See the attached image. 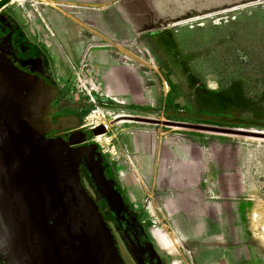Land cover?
<instances>
[{"label": "crops", "instance_id": "crops-1", "mask_svg": "<svg viewBox=\"0 0 264 264\" xmlns=\"http://www.w3.org/2000/svg\"><path fill=\"white\" fill-rule=\"evenodd\" d=\"M49 1L43 18L60 53L84 65L97 91L135 114L159 104L155 71L130 62L132 28L146 25L132 4L145 11L151 0ZM119 129L104 156L169 264H264V184L241 162L243 148L223 134Z\"/></svg>", "mask_w": 264, "mask_h": 264}, {"label": "water", "instance_id": "water-1", "mask_svg": "<svg viewBox=\"0 0 264 264\" xmlns=\"http://www.w3.org/2000/svg\"><path fill=\"white\" fill-rule=\"evenodd\" d=\"M0 40V264H127L106 212L138 264H162L99 146L105 126L51 115L60 89ZM137 122L264 139V134L134 118ZM52 132L60 133L49 138ZM83 170L102 199L87 188Z\"/></svg>", "mask_w": 264, "mask_h": 264}, {"label": "rangeland", "instance_id": "rangeland-1", "mask_svg": "<svg viewBox=\"0 0 264 264\" xmlns=\"http://www.w3.org/2000/svg\"><path fill=\"white\" fill-rule=\"evenodd\" d=\"M9 2L47 58L54 78L62 85L61 91L83 106V127L112 124L106 134L100 135L104 137L88 141L98 144L103 155L111 144L105 138L117 127L121 133L129 125L173 133L201 132L137 122L134 118L264 134V0H151L150 7L144 6L145 11L139 2L133 3L136 20L146 25L138 23L132 28L130 62L147 72L155 71L162 84L157 96L159 104L142 107L145 113L140 114L126 111L136 107L121 105L103 92L96 91L92 99L73 90L77 73L84 65L73 61L67 52L60 53L65 47L43 18L54 3ZM84 78L91 79L87 70ZM222 137L243 148L241 162L247 165L252 179L264 184V139ZM87 184L92 188L88 181Z\"/></svg>", "mask_w": 264, "mask_h": 264}, {"label": "flooded vegetation", "instance_id": "flooded-vegetation-1", "mask_svg": "<svg viewBox=\"0 0 264 264\" xmlns=\"http://www.w3.org/2000/svg\"><path fill=\"white\" fill-rule=\"evenodd\" d=\"M0 40L6 41L9 48L14 50L15 55L18 59H30L31 64L37 67H41L45 76L53 82L58 84L60 89L61 100L55 106L54 110L52 111L51 115L54 117L64 116V117H75L80 121V126L77 128H72L66 131L72 132L80 128H84L81 119V112L83 106L81 104H76L72 102L62 91L60 83L54 78L53 72L51 71V66L45 57L42 50L39 48L37 41L28 33L26 27L21 22L19 16L10 9V2L9 0H0ZM87 130L86 128H84ZM60 133L52 132L49 138L56 136ZM91 138L88 137V141ZM105 158V156H104ZM106 160V158H105ZM107 162V160H106ZM84 179L87 184L92 186V188H88L95 198L101 202L102 199L100 194L97 192L95 186L93 185L91 178L88 176L85 170H83ZM106 216L108 221L110 222L112 228L116 232L117 238L119 240L121 246V252L127 262V264H138L134 257L132 250L128 252L129 248L132 247L129 245L127 239L124 237L121 229L119 228L117 222L114 220V217L110 214V212H106ZM124 237V240L122 239ZM128 249V250H127ZM162 264H169L168 260L163 257Z\"/></svg>", "mask_w": 264, "mask_h": 264}, {"label": "built area", "instance_id": "built-area-1", "mask_svg": "<svg viewBox=\"0 0 264 264\" xmlns=\"http://www.w3.org/2000/svg\"><path fill=\"white\" fill-rule=\"evenodd\" d=\"M85 76V70L84 68H81L76 76L75 79V85L73 86V90L77 93L81 92L89 97H93L92 94L97 91V85L96 82L92 79L84 78ZM93 99V98H92ZM104 123L103 126H105L106 132H108L112 124Z\"/></svg>", "mask_w": 264, "mask_h": 264}, {"label": "bare ground", "instance_id": "bare-ground-1", "mask_svg": "<svg viewBox=\"0 0 264 264\" xmlns=\"http://www.w3.org/2000/svg\"><path fill=\"white\" fill-rule=\"evenodd\" d=\"M127 120H128V119H127ZM117 121H118V120H117ZM120 123H126V121H121ZM107 125H109V123H108ZM102 137H104V136H98V139H101ZM106 139H107V138H106ZM171 247L174 248L173 245H171ZM168 248H169V246H168ZM172 248H171V249H172ZM171 249H170V250H171ZM174 249H175V248H174ZM174 249H173V250H174ZM170 250H169V251H170Z\"/></svg>", "mask_w": 264, "mask_h": 264}, {"label": "trees", "instance_id": "trees-1", "mask_svg": "<svg viewBox=\"0 0 264 264\" xmlns=\"http://www.w3.org/2000/svg\"><path fill=\"white\" fill-rule=\"evenodd\" d=\"M125 199H126V197H125ZM126 202L128 203V201H127V199H126ZM129 204V203H128ZM131 207V206H130ZM132 209V208H131ZM133 210V209H132ZM137 215H138V213H137ZM138 219L140 220V222L142 223V220H141V217L138 215ZM143 225V224H142ZM144 226V225H143ZM145 228V227H144ZM150 239V238H149ZM151 240V239H150Z\"/></svg>", "mask_w": 264, "mask_h": 264}]
</instances>
